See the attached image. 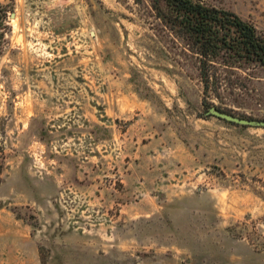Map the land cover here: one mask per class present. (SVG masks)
I'll return each mask as SVG.
<instances>
[{
    "label": "rangeland",
    "instance_id": "1",
    "mask_svg": "<svg viewBox=\"0 0 264 264\" xmlns=\"http://www.w3.org/2000/svg\"><path fill=\"white\" fill-rule=\"evenodd\" d=\"M204 1L264 33V0ZM0 5V264H264V127L203 116L149 0ZM250 71L212 101L261 119Z\"/></svg>",
    "mask_w": 264,
    "mask_h": 264
},
{
    "label": "trees",
    "instance_id": "2",
    "mask_svg": "<svg viewBox=\"0 0 264 264\" xmlns=\"http://www.w3.org/2000/svg\"><path fill=\"white\" fill-rule=\"evenodd\" d=\"M149 2L162 27L187 50L184 55L195 59L202 85V104L236 115L231 109L215 104L212 98L222 100L224 95L246 89L236 81L248 80L250 70L264 67V33L235 11L204 0ZM3 15L0 5V24ZM241 117L253 119L247 115Z\"/></svg>",
    "mask_w": 264,
    "mask_h": 264
},
{
    "label": "water",
    "instance_id": "3",
    "mask_svg": "<svg viewBox=\"0 0 264 264\" xmlns=\"http://www.w3.org/2000/svg\"><path fill=\"white\" fill-rule=\"evenodd\" d=\"M203 116H214L225 122H231L232 124L245 127H264V119H250L241 117L229 112L222 111L216 106H210L209 108H207V110L203 113Z\"/></svg>",
    "mask_w": 264,
    "mask_h": 264
},
{
    "label": "crops",
    "instance_id": "4",
    "mask_svg": "<svg viewBox=\"0 0 264 264\" xmlns=\"http://www.w3.org/2000/svg\"><path fill=\"white\" fill-rule=\"evenodd\" d=\"M74 103H77V102H74ZM74 103L71 102L70 109H76V108L82 109V106H77V104H74Z\"/></svg>",
    "mask_w": 264,
    "mask_h": 264
}]
</instances>
